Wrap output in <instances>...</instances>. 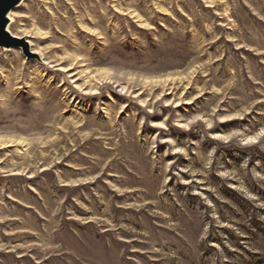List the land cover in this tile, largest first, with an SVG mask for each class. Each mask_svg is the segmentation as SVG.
<instances>
[{"label": "rangeland", "instance_id": "rangeland-1", "mask_svg": "<svg viewBox=\"0 0 264 264\" xmlns=\"http://www.w3.org/2000/svg\"><path fill=\"white\" fill-rule=\"evenodd\" d=\"M14 13L0 264H264V0Z\"/></svg>", "mask_w": 264, "mask_h": 264}, {"label": "water", "instance_id": "water-1", "mask_svg": "<svg viewBox=\"0 0 264 264\" xmlns=\"http://www.w3.org/2000/svg\"><path fill=\"white\" fill-rule=\"evenodd\" d=\"M22 0H0V46L11 47L22 41L7 31L8 13Z\"/></svg>", "mask_w": 264, "mask_h": 264}, {"label": "bare ground", "instance_id": "bare-ground-1", "mask_svg": "<svg viewBox=\"0 0 264 264\" xmlns=\"http://www.w3.org/2000/svg\"><path fill=\"white\" fill-rule=\"evenodd\" d=\"M28 1H31V0H22L17 6H15L9 13H8V18H9V23H8V25H7V31L8 32H10L13 36H15V37H17V38H21V37H18V36H16V35H14L11 31V29H12V27L14 26V12H15V9L20 5V4H22V3H26V2H28ZM4 48H6V49H10V48H8V47H6V46H4Z\"/></svg>", "mask_w": 264, "mask_h": 264}]
</instances>
